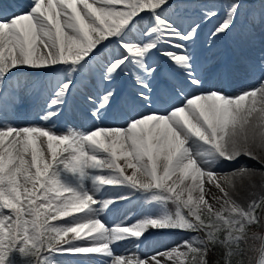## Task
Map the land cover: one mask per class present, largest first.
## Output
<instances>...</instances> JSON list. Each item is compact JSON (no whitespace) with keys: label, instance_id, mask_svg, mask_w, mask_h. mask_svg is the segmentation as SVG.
Here are the masks:
<instances>
[{"label":"snow or ice","instance_id":"1","mask_svg":"<svg viewBox=\"0 0 264 264\" xmlns=\"http://www.w3.org/2000/svg\"><path fill=\"white\" fill-rule=\"evenodd\" d=\"M241 7L229 0L211 36L230 31ZM169 10L179 15L170 0H31L26 11L0 12V96L25 85L51 91L40 117L48 122L76 73L98 72L109 84L122 73L133 77L137 100L150 109L130 102L123 126L88 131L0 123V264H56L61 255L100 257L103 264H245L247 252L257 253L248 264H264V157L257 154L264 152V81L236 95L202 91L185 47L200 25L181 31ZM202 15L219 13L206 8ZM142 17L150 18L143 26ZM159 49L196 89L180 92L179 103L162 112L151 110L149 82L157 71L149 60ZM22 68L53 75L10 81ZM115 97L114 88L99 102L88 97L97 122ZM242 156L259 167L216 171ZM109 193L115 195L97 198ZM132 196L144 202V213L109 227L101 214ZM150 230L188 238L148 257L114 253L122 241L139 247Z\"/></svg>","mask_w":264,"mask_h":264},{"label":"rangeland","instance_id":"2","mask_svg":"<svg viewBox=\"0 0 264 264\" xmlns=\"http://www.w3.org/2000/svg\"><path fill=\"white\" fill-rule=\"evenodd\" d=\"M229 3V0H170V4L172 6H186L189 8L191 14L195 16V21H201L200 27L207 29L209 32H212L214 26L218 23L219 19L222 18L224 8ZM240 3L242 5L240 11L236 15V23L235 25L240 27L239 30L242 29H252L253 27L257 25H264V19L261 18V0H240ZM215 9L218 11L219 16L213 19L205 20L203 18L202 12L204 9ZM142 18H148V17H142ZM196 23V22H194ZM227 38L226 34H221L216 37H213L214 42H220ZM235 38V34L233 36ZM193 60L192 63L196 62L198 59L197 55H192ZM224 58H226L225 54L223 55ZM169 68H174L175 65L173 62H169L168 64ZM264 68L260 67L256 71H254V74L264 73ZM98 73V72H97ZM74 81L77 82L80 80L84 85L92 86L93 89L100 93V96L103 95L104 90H107L109 88H114L116 90V97L113 99V103L116 104L121 96H124L126 98L136 97L137 91L139 90L138 86L134 84L133 77L131 75L128 76H116L114 80L109 84L107 82H101L99 78V73L97 76L95 75H89L85 78H81L80 73H76L73 77ZM155 77H151L150 81H153ZM149 81V82H150ZM127 88L126 92L125 89ZM152 88V87H151ZM71 89V88H70ZM125 93L127 95H125ZM180 96V93H177ZM13 96V94H12ZM11 95H9L10 98H12ZM51 91L45 95L44 97V104H46L47 99L50 98ZM123 96V97H124ZM89 97V95H82V96H72V98H69V93H67V96L65 100H70V103L79 104L80 107H90V109L95 107V104L90 102L89 106H85V98ZM181 97V96H180ZM5 101H8V98H5ZM97 102H99L96 99ZM0 110V115L4 111L5 107L2 104ZM60 112H64L57 116L55 121L56 131L58 133L65 132L69 127L80 129L83 131L91 130L92 128H89L88 122L85 121V118L83 115L78 116V113L72 112L71 109L66 107H60ZM128 112V107L123 106L120 114L122 116L117 115L118 111H113L112 109L104 115V117L101 120H106L107 124L103 125L101 123V120L99 121V126H123V115H126ZM75 113V114H74ZM40 116L43 115V113L39 112ZM91 114V112L89 113ZM85 115V114H84ZM95 120V119H94ZM258 155H261L264 157V152L257 151ZM241 164H247L249 167H256L258 166L255 161L247 158V157H240L237 161L232 162L231 168L229 169H223L220 170V172H229L232 169L238 168ZM259 167V166H258ZM257 168V167H256ZM257 184H259V177H257ZM253 191H260L259 188L254 189ZM127 193L126 191H122L118 193L119 195ZM128 194V193H127ZM264 194V193H262ZM115 195V193H109L108 195L101 196L99 199H106L109 198V196ZM242 196H245L246 193H241ZM123 202H117L114 205L110 206L109 209L111 211V217L104 221L109 227H111L114 224L121 223L122 221H127L128 223L133 222L135 219H138L141 217V215L146 210V206L144 202L135 196L130 197V200L125 204L124 206ZM188 234L178 231H169V232H162L157 231L153 234H148V232L144 235L142 240L139 242V247L141 245H147L149 247L146 254H144V257H147L148 255H151L153 253L164 251L165 249L171 248L176 244H179L182 240L187 239ZM126 242L132 243L134 246V250L131 252H128V249L126 251L124 250L123 255H129L133 252H135L139 247L136 246V243L133 241H122L120 242V247H122ZM145 246V247H147ZM143 256V255H142ZM64 256H57L56 257V264H61L64 260Z\"/></svg>","mask_w":264,"mask_h":264},{"label":"bare ground","instance_id":"3","mask_svg":"<svg viewBox=\"0 0 264 264\" xmlns=\"http://www.w3.org/2000/svg\"><path fill=\"white\" fill-rule=\"evenodd\" d=\"M3 1H5V0H3ZM30 4H31V0H6L3 4L0 5V12L10 14L13 12L26 11ZM166 15H169L172 18H174L173 12L171 10L166 12ZM149 19L150 18H142L141 22H140L141 26H143L144 24H147L149 22ZM184 23H189V22H184ZM237 28L238 27L234 26L226 34L231 36L233 32H235V31L237 32V40H236L237 43L235 44V47H237V49L239 50V55H240L239 61L242 62V66H248L250 64H254L257 61L264 58V47L257 48L258 44L257 45L252 44L251 46L248 47L246 52H244V50H242V52H241V49L243 47L247 46L248 41H249V36L246 32L238 31ZM259 29L260 28H254L250 32H252L253 34H256L255 31L259 30ZM256 32H258V31H256ZM200 41L201 40H200L198 33H197L193 41L187 42L185 44L187 51L189 53H192V52H194L195 49L202 48V45H200ZM157 51H159V50H157ZM159 57H160V52H157L155 56H152L150 58L149 62L154 63V64H158V61L161 59V58L159 59ZM214 57L217 59V62L220 66L218 74L221 77L228 74V73L238 72L237 69H243L244 68V67H238L239 63L237 61L236 62H232V61L224 62V61H222V59H221L222 55H221L220 49H215ZM169 61L170 60L168 58L165 59V63L162 66V68L159 69V72H161L163 74L164 78L167 77L169 79L170 83L168 81L163 82L164 84L161 82L160 84L162 85V88H158L157 91L152 92L153 104L151 106V110H157V111L162 112L169 106V104L179 103L181 98H179L177 96V94L172 93V91H171L174 88V85L180 91H182L184 93L192 92L191 86L188 85L186 82V75L183 72V70L177 68L178 69L177 72H173L171 74L166 73V66H167ZM193 70H194V72H197V74H200V79L202 81V89H201L202 91H210V90L219 91V89L214 87V85L211 83L210 79H208L206 74L201 75L200 69H198V68L195 69V67H193ZM240 74H242L241 71H239V75ZM52 75H53V73L49 74V72H45V71L30 70V69L22 68L18 72H13L11 74V76L9 77V80L14 81L16 79H19L22 82H24V81L44 82V81L51 79ZM261 81H264V78L262 76L260 77V79L257 80L256 87H257V85L259 86ZM231 83H234V82L231 81V82L223 85V88H225V90L228 91V88H229L228 85H230ZM219 87H221V86H219ZM254 87L255 86H251L248 88H254ZM87 90L88 89L86 87L82 86L81 82H76L74 84L73 88L71 89L70 93L71 94H78L79 91L86 92ZM10 91L11 90H8V93ZM42 91H43V89L29 90V88L26 85L22 86L20 88V90L17 91L16 93L19 95V97H17V100L22 102L21 107H24V109H25V115L24 116L15 115L14 112H12L15 109V105L13 103H10L9 106L7 107V111L3 114L2 117H0V123H7V124H11V125L16 126V127H23V126H27V125H39V126L49 127V128L54 129V120H53L54 118L48 122H45V121H38L34 117V112L36 113L38 111L45 110V106L43 104V98H44L45 94L41 95ZM228 92L231 95H236V94L240 93L241 90L240 91H234V92L228 91ZM193 94H196V90L193 91ZM163 95L168 98V101H169L168 104H164V103L159 102V100H161V99H159V97L163 96ZM0 99H1V96H0ZM122 101L126 102L127 100L124 97V99ZM138 106H139V104H137V107ZM139 108H140V106H139ZM75 109L77 111H80L78 108H75ZM149 110L150 109H147L146 112ZM17 121H20L21 123L17 124L16 123ZM231 164H232V162H227V161L222 162L221 164H219L216 167V171L220 172V170L229 169V168H231ZM258 166H256V167L258 168ZM122 195H128V194L125 193ZM99 197L100 196H98L97 198L99 199ZM129 200H130V198L128 200H123V201H119V202L120 203L123 202V204H125ZM110 217H111L110 209L106 210L105 213L101 214V218L103 219V221H107ZM145 246H147V245H141L133 253L137 254L140 257H144V254H146V252L149 249L148 246L147 247H145ZM113 248H114V253L116 255H123L124 250L126 251V249H128V252H131L134 250L133 244L129 243V242H126L122 247H120V243H116L115 245H113ZM154 254L155 253L148 255V256H152ZM63 256H64L63 257L64 260L61 264H103V258H100V257L84 258L81 256H73V255H63Z\"/></svg>","mask_w":264,"mask_h":264},{"label":"trees","instance_id":"4","mask_svg":"<svg viewBox=\"0 0 264 264\" xmlns=\"http://www.w3.org/2000/svg\"><path fill=\"white\" fill-rule=\"evenodd\" d=\"M257 255V253H255V252H247L244 256H243V259H244V261H245V264H248V261H249V258L250 257H254V256H256ZM234 259H239V257H236V258H234ZM221 264H223V260L221 259Z\"/></svg>","mask_w":264,"mask_h":264}]
</instances>
